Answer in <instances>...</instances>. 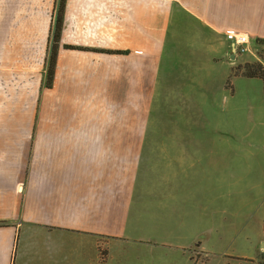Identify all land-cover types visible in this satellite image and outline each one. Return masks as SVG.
<instances>
[{
  "label": "crops",
  "instance_id": "crops-1",
  "mask_svg": "<svg viewBox=\"0 0 264 264\" xmlns=\"http://www.w3.org/2000/svg\"><path fill=\"white\" fill-rule=\"evenodd\" d=\"M60 7L0 0V264H264V80L226 37L264 0H66L49 85ZM167 114L214 138H147Z\"/></svg>",
  "mask_w": 264,
  "mask_h": 264
},
{
  "label": "rangeland",
  "instance_id": "rangeland-1",
  "mask_svg": "<svg viewBox=\"0 0 264 264\" xmlns=\"http://www.w3.org/2000/svg\"><path fill=\"white\" fill-rule=\"evenodd\" d=\"M264 63V42L258 43V45L251 47V50L238 58L236 62V73L244 74L247 70L243 69L246 66H251L253 71H259L263 67ZM264 69V67H263ZM255 89V88H254ZM170 111V110H167ZM175 111V108L173 112ZM191 124V122H190ZM156 132L148 133L147 138L165 139V138H214V133L206 131L204 135L199 133V137L196 132L181 131V127L186 126L182 124V119L179 115H164L160 118H156ZM189 127H192L189 125ZM173 129V131L171 130Z\"/></svg>",
  "mask_w": 264,
  "mask_h": 264
},
{
  "label": "trees",
  "instance_id": "trees-1",
  "mask_svg": "<svg viewBox=\"0 0 264 264\" xmlns=\"http://www.w3.org/2000/svg\"><path fill=\"white\" fill-rule=\"evenodd\" d=\"M65 1L66 0H61V7H60L59 14H58L57 22H56V30H55V34H54V46H53V52H52V56H51V63H50L49 85L52 83L53 77H54L57 49H58V45L60 42V35H61V29H62V23H63ZM243 69L247 70V72L244 73L243 76L248 77V78L259 77V78H262L264 80V69H263V67H261L259 71H256V70L253 71L252 67L249 65Z\"/></svg>",
  "mask_w": 264,
  "mask_h": 264
},
{
  "label": "built area",
  "instance_id": "built-area-1",
  "mask_svg": "<svg viewBox=\"0 0 264 264\" xmlns=\"http://www.w3.org/2000/svg\"><path fill=\"white\" fill-rule=\"evenodd\" d=\"M228 41L231 42V50H232V55L235 58H239L242 55H245L251 50V40L246 37L243 34H235V33H228L226 35ZM101 255V261L105 262L106 260V254L104 252V249L101 250L100 252Z\"/></svg>",
  "mask_w": 264,
  "mask_h": 264
}]
</instances>
